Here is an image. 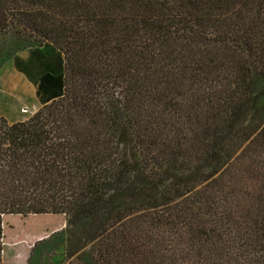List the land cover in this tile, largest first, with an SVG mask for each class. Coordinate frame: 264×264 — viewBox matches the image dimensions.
I'll list each match as a JSON object with an SVG mask.
<instances>
[{
	"label": "trees",
	"instance_id": "obj_1",
	"mask_svg": "<svg viewBox=\"0 0 264 264\" xmlns=\"http://www.w3.org/2000/svg\"><path fill=\"white\" fill-rule=\"evenodd\" d=\"M11 33L63 68L0 118V264L59 234L67 264H264V0H0Z\"/></svg>",
	"mask_w": 264,
	"mask_h": 264
},
{
	"label": "rangeland",
	"instance_id": "obj_2",
	"mask_svg": "<svg viewBox=\"0 0 264 264\" xmlns=\"http://www.w3.org/2000/svg\"><path fill=\"white\" fill-rule=\"evenodd\" d=\"M41 42H43L41 39L26 34L16 35L11 33L1 37L0 68L15 52L38 46ZM22 103H24L22 98L21 100H13L12 97L6 95V92H0V118L12 124L25 118L27 120L39 109H35L29 102L27 103L30 106L28 109ZM51 222L57 225L59 224V218L29 217L26 225L30 232H39ZM14 225L16 229H23L19 219L14 218ZM65 239L66 236L63 234L55 235L33 248V244L40 239L25 236L11 240L9 238V243L3 248L2 264H67L65 260Z\"/></svg>",
	"mask_w": 264,
	"mask_h": 264
},
{
	"label": "crops",
	"instance_id": "obj_3",
	"mask_svg": "<svg viewBox=\"0 0 264 264\" xmlns=\"http://www.w3.org/2000/svg\"><path fill=\"white\" fill-rule=\"evenodd\" d=\"M62 68L61 56L51 48L40 46L20 51L0 68V92H6V95L13 100L22 98L23 106L28 109L30 107L27 105L28 102L35 109L40 108V96L45 100L59 93L58 88H53L50 95L41 92L38 96V84L41 78L50 75L57 82L62 74Z\"/></svg>",
	"mask_w": 264,
	"mask_h": 264
}]
</instances>
